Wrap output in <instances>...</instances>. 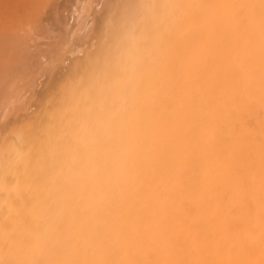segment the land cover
<instances>
[{
    "label": "bare ground",
    "instance_id": "6f19581e",
    "mask_svg": "<svg viewBox=\"0 0 264 264\" xmlns=\"http://www.w3.org/2000/svg\"><path fill=\"white\" fill-rule=\"evenodd\" d=\"M110 2L0 133V264H264V0Z\"/></svg>",
    "mask_w": 264,
    "mask_h": 264
},
{
    "label": "rangeland",
    "instance_id": "374dc122",
    "mask_svg": "<svg viewBox=\"0 0 264 264\" xmlns=\"http://www.w3.org/2000/svg\"><path fill=\"white\" fill-rule=\"evenodd\" d=\"M86 1L88 2L86 3ZM131 1L134 2V0H131ZM83 2L85 5L87 4L85 9L90 10L89 15L85 14L86 10L83 9V5H84ZM111 2L110 0H84V1L83 0H0V133L4 132L5 129H7L6 131H9L8 129L12 128L13 126L15 127H18V125L21 126L22 123L23 125L21 127L23 129L28 130V127L30 128L32 126H37V123H35V121L39 123L38 120L40 119L41 121L43 119L45 120V118L42 119V117H39V116L45 114L46 110L43 109L45 108V106L49 108V106L47 105H50V106L53 105L52 101L54 97L53 98L52 96L50 97V100H51V101L49 100L50 102L49 101L47 102L46 98H49L48 96L53 93H54L53 96H55L56 92H53V89L55 91H58L57 93L60 94V95H56L57 97L62 96V94L64 93L63 90L65 88L66 89L68 88V86L66 87L65 85H69L68 82L74 83L75 79H78L77 76H80L79 73H78L79 75L77 76L74 73L76 76L74 78L71 77V75L74 76L73 74H70V76L68 75L69 73L68 71H71L68 69L74 68L71 66V64L72 63H73L72 65L75 64L76 60L78 59V56L83 57L84 55L85 56L87 55V52L85 53V51H86V47L87 49L89 48L88 47L89 44H99L96 42H99L98 40L102 39L101 38L103 37L102 34H101L102 36H97L99 32L101 33V30H103V27H104L103 25L102 26L100 25L102 24V22H100L101 19H99V17L101 16L100 18L102 19L104 18V15L102 14L110 10V8L107 9V7L110 6V5L108 6V4H110ZM80 10L81 11L83 10V12H85L83 13L84 16H82L81 14L82 12L80 13ZM103 10H106V12H104ZM29 14L32 16H30ZM79 14H80V18H79ZM106 14H105V17H106ZM57 16L60 17L61 21L59 20V17ZM64 20L65 21L67 20V22L69 21L68 24L71 23L70 25H68L69 28L66 27V30L68 31H66L64 28L65 27L64 25L67 26V22H65ZM77 22L78 24L84 23L83 24L84 27L81 25L79 26V29H78L77 27L78 25H76ZM72 24H75L73 25L74 27L71 26ZM75 26L77 27L79 32L76 31L77 29ZM70 27L72 29L75 28L76 30L75 29L73 30H75L76 33H74L75 31L73 32ZM91 30L92 31L100 30V31H98V34H97V32L95 31L92 32ZM4 31L9 34H6V33L4 34ZM11 31L12 33H10ZM90 31L92 32V34H94L95 32V34L92 35L93 37H96V36L99 37L97 38L98 40L95 39L96 42L93 38H91V36H87V35H90L89 34ZM76 34H78L79 38ZM19 38H21L20 39L21 41L18 40ZM29 38H32V39H29ZM88 38L89 39L91 38L94 41H92V43H90L91 41H89L88 42L89 44L87 45L86 41H88ZM101 42L102 41H100V43ZM94 46L95 45L91 47L90 45V49L91 48L94 49ZM84 47L85 49H83ZM98 47L95 46V51ZM71 48L72 49L74 48V49L72 50ZM31 50L34 52H30ZM61 58H63L64 60ZM83 58H84L83 61L85 63V57ZM80 60L82 61V59ZM67 65H69L70 67H67ZM59 66L61 67V69ZM73 70L79 71V69L77 70L73 69ZM58 73H62V74H58ZM66 76L71 77V79L69 77H67L69 78L67 79ZM63 78L65 79V81ZM55 79H57V82H54ZM70 80H73V81H70ZM64 82L68 84L63 85ZM58 85L65 86V87H63L64 89L62 90V89H59L60 87ZM59 90L60 91L62 90V94L60 93ZM43 93H45L46 95H44ZM56 96L55 98H57ZM1 104L3 107L1 106ZM48 110L49 109H47V111ZM29 112L30 113L32 112V114L36 117L31 118L29 116L30 115ZM24 113H26L27 115ZM36 113L38 115H35ZM5 115L7 117H5ZM24 121H28V122H25V123H29L27 124L28 125L27 127L26 125H24ZM15 127L12 129H16ZM17 129L19 132H22V129L21 131L19 130V128ZM12 132L13 133L11 134L10 132H8L9 134L6 133L7 136L13 135L14 131ZM17 133H15V135ZM15 135L12 136V138L11 137L9 138L5 135L7 139H4L5 136L1 137L2 135L0 134V141L1 139L2 140L4 139L3 141H1V144L6 143L5 142L6 140L9 142V140L11 141L12 139H16L17 135L16 137ZM4 147L5 146L3 144V148Z\"/></svg>",
    "mask_w": 264,
    "mask_h": 264
}]
</instances>
